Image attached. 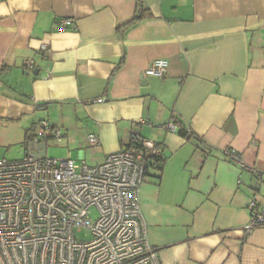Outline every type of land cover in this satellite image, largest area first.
I'll list each match as a JSON object with an SVG mask.
<instances>
[{
	"label": "crops",
	"instance_id": "0c3cea01",
	"mask_svg": "<svg viewBox=\"0 0 264 264\" xmlns=\"http://www.w3.org/2000/svg\"><path fill=\"white\" fill-rule=\"evenodd\" d=\"M159 59L167 77L145 76ZM44 120L90 166L138 136L162 148L140 193L161 264H264V228H244L264 209V0H0V148Z\"/></svg>",
	"mask_w": 264,
	"mask_h": 264
},
{
	"label": "built area",
	"instance_id": "2783aa9c",
	"mask_svg": "<svg viewBox=\"0 0 264 264\" xmlns=\"http://www.w3.org/2000/svg\"><path fill=\"white\" fill-rule=\"evenodd\" d=\"M60 26L63 31L75 28L72 19ZM42 51L47 53L48 45ZM24 65L34 68L30 60ZM167 68V61L159 59L144 75L164 80ZM167 129L178 131L173 123ZM50 139L60 143L62 130L47 120L38 122L22 159H0V264H161L149 240L140 193L150 165H161L164 159L162 148L138 136L129 144L142 151L122 149L90 166L50 158ZM87 142L100 145L95 135ZM225 156L242 165L234 149ZM253 172L260 182L263 173ZM249 211L247 234L264 228V209L251 201Z\"/></svg>",
	"mask_w": 264,
	"mask_h": 264
},
{
	"label": "rangeland",
	"instance_id": "374dc122",
	"mask_svg": "<svg viewBox=\"0 0 264 264\" xmlns=\"http://www.w3.org/2000/svg\"><path fill=\"white\" fill-rule=\"evenodd\" d=\"M67 146L64 143H56L53 140L49 142L48 156L50 158H66ZM25 155V147L13 146L0 148V158L7 160H19ZM87 165H92L90 162H86Z\"/></svg>",
	"mask_w": 264,
	"mask_h": 264
},
{
	"label": "trees",
	"instance_id": "16d2710c",
	"mask_svg": "<svg viewBox=\"0 0 264 264\" xmlns=\"http://www.w3.org/2000/svg\"><path fill=\"white\" fill-rule=\"evenodd\" d=\"M132 24L133 23H130V24H128V25H125V26H123L122 28V30H126L128 27H130V26H132ZM179 134L182 136V137H184V138H190L191 137V135H190V133L185 129V128H181L180 130H179ZM31 136H32V134L30 133V132H28L27 133V140H26V142L31 138ZM127 149L128 150H131V149H133V150H135V151H142V147L141 146H137L136 147V145H134L133 143H131V144H129L128 145V147H127ZM164 163H165V157H164V159L161 161V165H150V167H149V169H148V171H147V176H148V173H149V171H150V169L152 168V169H154V170H156V171H158V172H162V169H163V166H164Z\"/></svg>",
	"mask_w": 264,
	"mask_h": 264
},
{
	"label": "water",
	"instance_id": "95a60500",
	"mask_svg": "<svg viewBox=\"0 0 264 264\" xmlns=\"http://www.w3.org/2000/svg\"><path fill=\"white\" fill-rule=\"evenodd\" d=\"M38 73H35V75H37Z\"/></svg>",
	"mask_w": 264,
	"mask_h": 264
}]
</instances>
